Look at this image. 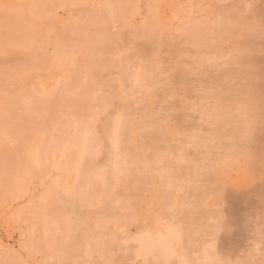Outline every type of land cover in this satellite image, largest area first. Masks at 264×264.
<instances>
[{
  "label": "rangeland",
  "instance_id": "374dc122",
  "mask_svg": "<svg viewBox=\"0 0 264 264\" xmlns=\"http://www.w3.org/2000/svg\"><path fill=\"white\" fill-rule=\"evenodd\" d=\"M35 1H0V264H264V0Z\"/></svg>",
  "mask_w": 264,
  "mask_h": 264
},
{
  "label": "bare ground",
  "instance_id": "6f19581e",
  "mask_svg": "<svg viewBox=\"0 0 264 264\" xmlns=\"http://www.w3.org/2000/svg\"><path fill=\"white\" fill-rule=\"evenodd\" d=\"M0 1H1V3L3 2V3H5V5L7 4V5L10 6V7H11V6H12V7H13V6L16 7V6H20V5H21V6H24V4H25L26 2H27V4H28V1L24 2V4H23V1H24V0H21V1H20V0H0ZM34 1H35V0H34ZM45 1H46V0H45ZM48 1L50 2V0H48ZM58 1H59V0H58ZM65 1H66V0H64V2H65ZM80 1H81V0H79V2H80ZM86 1H87V0H86ZM111 1H112V0H111ZM116 1H117V0H116ZM116 1H115V2H116ZM118 1H119V0H118ZM118 1H117L116 3H118ZM37 2H38V1H37ZM37 2L35 1L36 4H37ZM51 2H52V1H51ZM60 2H61V1H60ZM77 2H78V1H77ZM81 2H83V1H81ZM81 2H80V3H81ZM106 2H107V1H106ZM38 3H39V4L41 3L40 6L37 5L38 7H41L42 4H44V3L42 2V0L39 1ZM36 4L33 3V6L36 5ZM45 4H46V3H45ZM49 4H50V3H49ZM54 4H55V1H54ZM70 4H71V3H70ZM76 4H77V3H76ZM76 4H75V5H76ZM64 5H65V4H64ZM68 5H69V4H68ZM68 5H67V6H68ZM78 5H79V4H78ZM83 5H84V4H83ZM1 6H3V5H1ZM21 6H20V7H21ZM25 6H26V4H25ZM25 6H24V7H25ZM37 6H34V10H35V11H36V10H37V11H40V10L36 9ZM65 6H66V5H65ZM67 6H66V8H67ZM73 6H74V5H73ZM84 6H85V5H84ZM84 6H83V7H84ZM27 7L29 8V6H27ZM38 7H37V8H38ZM42 7H43V9H44V11H45V5H43ZM42 7H41V8H42ZM47 7H48V5H47ZM54 7H55V6H54ZM54 7H53V8H54ZM68 7H69V6H68ZM74 7H75V6H74ZM81 7H82V6H81ZM0 8H2V7H0ZM5 8L7 9L6 6H5ZM50 8H51V7H50ZM50 8H49V9H50ZM53 8H52V9H53ZM63 8H64V6H63ZM66 8H65V9H66ZM84 8H85V7H84ZM8 9H10V8H8ZM16 9H17V11L19 12V10H20L19 7H17ZM16 9H15V10H16ZM30 9L33 10V7L31 6ZM30 9H29V10H30ZM43 9H41V12H44ZM46 9H48V8H46ZM56 9H58V8L56 7ZM68 9H69V8H68ZM71 9H73V8H71ZM71 9H70V10H71ZM79 9H80V8H79ZM3 10H4V12H5V9H3ZM25 10H26V9H25ZM34 10H33V11H34ZM0 11H2V10H0ZM6 11H7V10H6ZM10 11H12V10L10 9ZM20 11H21V10H20ZM49 11H50V10H49ZM66 11H67V10H66ZM98 11H99V10H98ZM7 12H8V11H7ZM13 12H14V11H12V13L10 12V14H9L10 16H12L11 19H10L11 21H12L13 19L15 20V18H18L17 16L14 17L15 15H13ZM27 12H28V11H26V13H27ZM54 12H55V10H54ZM57 12H58V10H57ZM80 12H81V11H80ZM14 13H15V12H14ZM19 13H20V12H19ZM31 13H32V12H31ZM37 13H38V12H36V14H37ZM47 13H48V12H47ZM50 13L52 14V12H50ZM65 13H66V12H65ZM73 13H74V12H73ZM1 14L3 15L4 13L2 12ZM20 14H21V13H20ZM34 14H35V13H34ZM34 14H33V15H34ZM38 14H40V13H38ZM43 14H44V13H43ZM68 14H70V13H68ZM68 14H67V15H68ZM98 14H100V13L98 12ZM2 15H1L0 18L3 17ZM7 15H8V14H7ZM7 15H4L5 17L3 18V20H4V19H5V20H8V19H6V16H7ZM9 15H8V16H9ZM18 15H19V14H18ZM27 15H28V13H27ZM33 15H31V16H33ZM101 15H102V14H101ZM24 16H25V15H24ZM29 16H30V15H29ZM29 16H26V17H29ZM38 16H39V15H38ZM42 16H43V15H42ZM48 16H49V15H48ZM50 16H51V15H50ZM54 16H55V15H54ZM56 16H57V14H56ZM74 16H75V15H73V17H74ZM97 16H98V15H97ZM13 17H14V18H13ZM43 17H44V16H43ZM51 17H53V15H52ZM57 17H58V16H57ZM57 17H55V18L57 19ZM71 17H72V16H71ZM95 17H96V16H95ZM7 18H8V17H7ZM12 18H13V19H12ZM29 18H30V17H29ZM37 18H38V17H37ZM46 18H47V17H46ZM49 18H50V17H49ZM64 18H65V17H64ZM69 18H70V17H69ZM69 18H68V20H70ZM102 18H103V17H102ZM19 19L21 20V18H18V20H19ZM22 19H23V17H22ZM52 19H53V18H52ZM97 19H98V18H97ZM1 20H2V19H1ZM1 20H0V21H1ZM16 20H17V19H16ZM24 20H25V18H24ZM26 20H27V19H26ZM26 20H25V21H26ZM31 20H32V19H31ZM35 20H38V19L35 18ZM35 20H34V21H35ZM39 20H43V19H39ZM50 20H51V19H50ZM50 20H49V21H50ZM59 20H60V19H59ZM64 20H65V19H64ZM95 20H96V19H95ZM101 20H102V19H101ZM34 21H33V22H34ZM62 21H63V20H62ZM96 21H97V20H96ZM98 21H99V20H98ZM8 22H9V21H8ZM12 22H13V21H12ZM38 22H40V21H38ZM50 22H51V21H50ZM65 22H66V21H65ZM68 22H69V21H68ZM2 23H3V22H2ZM4 23H5V21H4ZM10 23H11V22H9V24H8V23H6V24L10 25ZM13 23H15V22H13ZM13 23H12V24H13ZM21 23H22V25H23L25 22H21ZM58 23H59V21H58ZM61 23H62V22H60V24H61ZM69 23H70V22H69ZM15 24H16V23H15ZM15 24H13V25H15ZM18 24H20V21H19ZM18 24H17V25H18ZM35 24H37V23L35 22ZM42 24H43V23H42ZM46 24H47V22H46ZM62 24H63V26H64V23H62ZM65 24H67V23H65ZM0 25H2V24H0ZM20 25H21V24H20ZM22 25L18 28V30H19L18 32H20ZM25 25H26V24H25ZM25 25H24V26H25ZM29 25H31V24H29ZM32 25H33V24H32ZM38 25H39V24H38ZM67 25H68V24H67ZM67 25H66V26H67ZM2 26H5V25L3 24ZM10 26H11V25H10ZM10 26H9V27H10ZM15 26H16V25H15ZM18 26H19V25H18ZM18 26H17V27H18ZM0 27H1V26H0ZM13 27H14V26H12V28H13ZM4 28H5V27H4ZM22 28L24 29L25 27H22ZM14 29H15V27H14ZM23 29H22V30H23ZM25 29H28V28H25ZM25 29H24L23 31H25ZM39 29H40V27H39ZM67 29H68V28H67ZM5 30H6V28H5ZM9 30H10V28H9ZM22 30H21V31H22ZM10 31H11V30H10ZM12 31H13V33H12ZM12 31H11L12 34H14V33L16 34L17 29H16V31H15V30H12ZM23 31H22V32H23ZM6 32H7V31H6ZM22 32H20V33L22 34ZM67 32H68V30H67ZM9 33H10V32H9ZM9 33L7 32V35H9ZM24 33H25V32H24ZM21 34H19V35L17 34V36H20V40L23 38V35H21ZM10 36H11V35H10ZM14 36H15V35H14ZM14 36L12 35V39H15V38H16V37L13 38ZM0 37H1V36H0ZM21 37H22V38H21ZM25 37H26V36H25ZM26 38H27V37H26ZM12 39H11V40H12ZM84 39H85V38H84ZM23 40L25 41L26 39H23ZM2 58H3V57H2ZM6 58H8V57H6ZM10 58H11V57H10ZM9 61H11V59H10ZM5 64H6V63H5ZM2 68H3V66H2ZM52 75H53V74H52ZM1 77H2V76H1ZM79 137H80V136H79ZM81 137H82V136H81ZM76 138H77V137H75V139H76ZM83 138H84L85 140H87V139H86V135H85V137H83ZM77 139H78V138H77ZM79 139H80V138H79ZM64 140H66V138H65ZM80 140H81V139H80ZM76 141L79 143L78 140H76ZM76 141H75V142H76ZM69 142H70V141H69ZM72 142H73V141H72ZM75 142H74V143H75ZM80 142H81V141H80ZM84 142H85V141H84ZM62 143H65V141L62 140ZM70 143H71V142H70ZM74 143L72 144L73 146H74ZM89 144H90V143H89ZM56 145H57V144H56ZM62 145H63V144H62ZM78 145H79V144H78ZM78 145H77V146H78ZM67 146H68V145H67ZM67 146H66V147H67ZM69 147H70V144H69ZM69 147H67L66 150H68ZM62 148H64V147H62ZM70 148H71V147H70ZM86 151H87V150H86ZM82 152H83V151H82ZM81 154H82V153H81ZM84 155H85V154H84ZM78 162H79V161H78ZM66 163H67V162H66ZM68 163H69V162H68ZM68 163H67V164H68ZM75 163H76V161H75ZM64 165H65V164H64ZM68 165H69V164H68ZM68 165H67V167H68ZM22 183H23V182H22ZM22 183H21V184H22ZM26 184H27V183H26ZM72 184H73V183H72ZM77 185H78V183H77ZM20 186H24V184H23V185H20ZM70 187H72V186H70ZM78 187H79V186H78ZM20 188H22V187H20ZM72 188H73V187H72ZM29 189H30V188H29ZM21 190H22V189H21ZM27 190H28V189H27ZM73 190H74V189H73ZM28 191H29V190H28ZM68 191H69V190H68ZM23 192H25V190H23ZM70 192H72V190H71ZM84 192H85V191H84ZM26 193H27V192H26ZM76 193H77V192H76ZM89 193H90V192H89ZM83 194H84V193H83ZM29 196L31 197V196H33V195H29ZM79 197H80V196H79ZM82 197H83V196H82ZM27 200H28V199H27ZM81 200H82V199H81ZM15 203H16V202H15ZM75 203H76V202H75ZM68 222H69V221H68ZM72 223H73V222H72ZM76 223H77V221H76ZM73 225H74V224H73ZM72 227H73V226H72ZM72 227H71V228H72ZM236 227H237V226H236ZM236 227H235V228H236ZM239 228H240V226H239ZM73 229H74V228H73ZM226 233H229V232H226ZM231 233H232V232H231ZM233 234H235V233H233ZM229 236H230V235H229ZM229 236H227V237H229ZM232 236H233V235H232ZM212 237H213V234H212ZM206 238H207V237H206ZM215 238H216V237H215ZM217 238H218V237H217ZM232 238H233V237H232ZM203 239H204V238H203ZM203 239H202V240H203ZM211 239H212V238H211ZM211 239H210V240H211ZM244 239H245V237H244ZM200 240H201V238H200ZM202 240H201V241H202ZM212 240H213V239H212ZM216 240H217V239H216ZM67 242H68V241H67ZM176 242H177V241H176ZM221 242H222V241H221ZM223 242H225V241H223ZM212 243H214V242H212ZM216 243H217V242H216ZM180 244H181V243H180ZM204 244H205V243H204ZM218 244H219V243H218ZM230 244H231V243H230ZM242 244H243V243H242ZM200 245H201V244H200ZM216 245H217V244H216ZM216 245H215V246H216ZM223 245H224V244H223ZM225 245H226V243H225ZM244 245H245V244H244ZM211 246H212V245H211ZM235 246H236V245H235ZM161 247H162V246H161ZM212 247H214V244H213ZM212 247H210V249H212ZM229 247H230V246H229ZM159 248H160V247H159ZM162 248H164V246H163ZM165 248H166V247H165ZM166 249H167V248H166ZM224 249H225V248H224ZM163 250H164V249H163ZM231 250H233V249H231ZM231 250H230V252H231ZM167 251H168V250H167ZM167 251H166V254L169 253V252H167ZM210 251L212 252V250H210ZM215 251H216V249H215ZM215 251H213V252H215ZM164 252H165V251H164ZM164 252H163V253H164ZM232 252H234V251H232ZM232 252H231V253H232ZM157 253H158V252H157ZM214 254H215V253H214ZM224 255H225V254H224ZM217 256H218V254H217ZM206 257H207V256H206ZM215 257H216V256H215ZM215 257H214V258H215ZM230 257H231V255H230ZM204 258H205V257H204ZM206 259H208V258H206ZM228 259H229V258H228ZM221 260H222V258H221ZM213 262H214V261H213ZM220 262H221V261H220ZM215 264H217V263H215ZM221 264H222V263H221Z\"/></svg>",
  "mask_w": 264,
  "mask_h": 264
}]
</instances>
